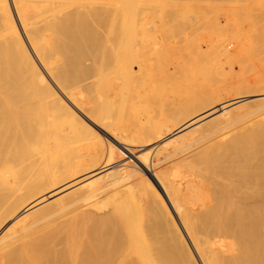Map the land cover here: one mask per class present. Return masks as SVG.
Wrapping results in <instances>:
<instances>
[{
    "label": "bare ground",
    "instance_id": "obj_1",
    "mask_svg": "<svg viewBox=\"0 0 264 264\" xmlns=\"http://www.w3.org/2000/svg\"><path fill=\"white\" fill-rule=\"evenodd\" d=\"M12 3L0 264H264V0Z\"/></svg>",
    "mask_w": 264,
    "mask_h": 264
},
{
    "label": "rangeland",
    "instance_id": "obj_2",
    "mask_svg": "<svg viewBox=\"0 0 264 264\" xmlns=\"http://www.w3.org/2000/svg\"><path fill=\"white\" fill-rule=\"evenodd\" d=\"M9 3H10V7H11V10H12V13H13V16H14V19H15V21H16V23L18 24V28L20 29V32L22 33V36L24 37V39H25V36H24V34H23V30H22V28H21V26H20V24H19V21H18V18H17V15H16V12H15V9H14V6H13V3H12V0H9ZM188 30H186V34H188V32H190V31H188ZM175 37V38H174ZM174 38V39H173ZM177 39V40H176ZM170 41H173L174 43V46L175 45H177L176 44V42L178 43L179 41V44L177 45V46H175V47H177V49H178V47L181 49V51L183 52V43L184 42H182L181 41V38H180V36L179 35H174L173 37H172V39H170L169 40V42ZM26 42H27V40H26ZM168 41H166V43H167ZM169 42H168V46L170 45L169 44ZM180 45V46H179ZM179 49V50H180ZM261 54V53H260ZM264 54V52L262 53V55ZM260 56L259 54L258 55H256L255 56V58L256 57H259V58H257V59H261V57H264V55L263 56ZM182 58V56H180V57H176V62L177 61H179V59H181ZM183 58H184V56H183ZM182 58V59H183ZM254 58V57H253ZM153 62L152 63H154L155 61L154 60H152ZM262 62H264V60H263V58H262ZM245 64L246 65H248L247 66V68H245V70H244V72H243V74H244V76H248V74H249V72H250V69H251V66L249 65L250 64V60H249V58H245ZM172 65V66H171ZM169 67H170V71H172V73L174 74V76L175 75H177L176 73H178V72H180V70H178V72H177V69L174 67L173 68V64H171ZM173 68V69H172ZM238 68V69H237ZM175 69V70H174ZM235 69H237L238 70V74H234V70ZM263 71V70H262ZM175 72V73H174ZM229 73V71L227 72V76H231V77H234V75H235V77L236 76H240L241 74H242V72H241V70L239 69V67L237 66V65H235L234 66V68H233V70H232V72H230V74H228ZM237 73V72H236ZM178 76H181V73H180V75L178 74L176 77H178ZM82 117H84L83 115H82ZM84 119L86 120V121H88L87 120V118H85L84 117ZM88 123H89V121H88ZM109 138V137H108ZM167 140H165L164 142H166ZM149 149V147H145L144 148V150L142 151V152H145V151H147ZM166 152V151H165ZM127 156H128V154L127 153H124V154H122V157L120 158V160H126L127 159ZM133 159V163H135L136 162V164H138L139 165V162H137V160H135L134 158H132ZM175 216V215H174ZM176 219H177V217H176ZM196 256H197V254H196ZM198 260H199V258H198ZM200 264H201V262H200Z\"/></svg>",
    "mask_w": 264,
    "mask_h": 264
}]
</instances>
